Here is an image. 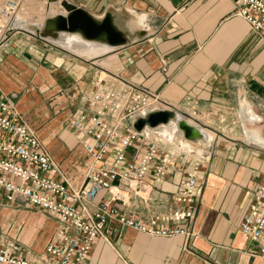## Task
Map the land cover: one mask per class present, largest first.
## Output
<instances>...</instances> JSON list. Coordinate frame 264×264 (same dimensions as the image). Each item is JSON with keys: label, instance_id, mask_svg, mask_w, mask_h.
I'll use <instances>...</instances> for the list:
<instances>
[{"label": "crops", "instance_id": "crops-1", "mask_svg": "<svg viewBox=\"0 0 264 264\" xmlns=\"http://www.w3.org/2000/svg\"><path fill=\"white\" fill-rule=\"evenodd\" d=\"M44 1L54 6L61 0ZM67 1L97 19L110 13L127 44L79 55L19 31L0 46L2 95L52 156L58 180L73 190L84 186L90 157L67 123L84 113L87 92L102 85L145 89L207 135L187 141L173 130L176 123L150 130L168 143L177 133L173 170L153 187L147 205L115 204L147 221L171 207L186 174L196 169L201 198L191 235L154 238L111 224L94 240L86 264H264L250 256L255 244L240 233L264 184L263 36L236 15V0ZM145 146L136 142L132 151L140 154ZM56 227L50 213L0 209V242L15 239L28 259L44 250Z\"/></svg>", "mask_w": 264, "mask_h": 264}, {"label": "built area", "instance_id": "built-area-1", "mask_svg": "<svg viewBox=\"0 0 264 264\" xmlns=\"http://www.w3.org/2000/svg\"><path fill=\"white\" fill-rule=\"evenodd\" d=\"M236 15L264 38V0H236ZM20 1L0 6V46L16 32L12 28ZM86 109L67 123L90 157L84 186L70 189L57 164L0 90V209H35L57 218L44 250L28 259L15 239L0 242V264H86L94 240L104 238L108 225L154 238L189 237L198 212L201 183L196 169L186 174L171 207L152 213L147 221L119 211L134 201L147 205L153 187L170 174L178 153L161 134L138 132L133 122L165 109L156 95L126 85L114 91L102 85L85 95ZM146 144L140 152L134 143ZM132 151V152H131ZM240 233L255 244L250 256L264 260V184L255 191ZM183 224V226H182Z\"/></svg>", "mask_w": 264, "mask_h": 264}, {"label": "water", "instance_id": "water-1", "mask_svg": "<svg viewBox=\"0 0 264 264\" xmlns=\"http://www.w3.org/2000/svg\"><path fill=\"white\" fill-rule=\"evenodd\" d=\"M60 6L65 12L44 20L42 29L35 30V33L25 32L38 40L46 41V38H56L59 34H77L82 40L103 43L114 49L127 44V38L114 23V18L110 13H106L103 18H95L85 9L76 7L67 0H61ZM176 123L180 135L187 141L202 140L199 129L192 123H188L185 118L179 117L175 110L165 108L147 113L144 117H138L133 122L136 131L141 132L146 128L156 129L163 125Z\"/></svg>", "mask_w": 264, "mask_h": 264}, {"label": "bare ground", "instance_id": "bare-ground-1", "mask_svg": "<svg viewBox=\"0 0 264 264\" xmlns=\"http://www.w3.org/2000/svg\"><path fill=\"white\" fill-rule=\"evenodd\" d=\"M50 10H52V9H49V11ZM62 13L64 14L65 12L63 11ZM24 15H26V14H19L18 15V17L16 18V20L13 23V26H12L13 29L19 30V31H25V32L28 31L31 33H35V30L38 28L40 30L42 29V25L44 23L45 15L42 14L41 16H37V17L32 16V19H27V20L24 18ZM71 34H73V33H71ZM71 34H67V33L59 34V37L56 40H51V41H53V43L56 45L57 44L65 45V46L69 45V47H72L71 48L72 51L75 52L76 54H79V55H85V54L92 53V54L98 56L100 54L102 55L103 53L107 52L110 48L103 43H96V42L87 41V40L84 41L77 34H74V35H77V37L74 35L71 37L68 36ZM48 38H50V37H48ZM101 44H102V46H101ZM199 131L201 132L202 136H204L203 138H206V136H207L206 132L204 130L203 131L199 130ZM162 140L164 142H168L164 138H162ZM198 141L199 140H197L196 142H198Z\"/></svg>", "mask_w": 264, "mask_h": 264}, {"label": "rangeland", "instance_id": "rangeland-1", "mask_svg": "<svg viewBox=\"0 0 264 264\" xmlns=\"http://www.w3.org/2000/svg\"><path fill=\"white\" fill-rule=\"evenodd\" d=\"M60 2L61 1H55L54 6H51L48 4L47 1H44V0H24V1L20 2V8H19V11L17 12V15L15 16L14 21L16 20V18L18 17L19 14H26V15H24V18L27 20V19H32V16L37 17V16H41L42 14L45 15V18H46L48 16H53L56 13H62L63 9L60 6ZM48 8L52 9V10L49 11ZM16 32H19V30H16ZM73 35L74 34H71L68 36L71 37ZM74 36L77 37V35H74ZM58 37H59V35L56 36V38H51V37L47 38V41L53 43V41H51V40H56ZM51 45H53L55 48H62L66 52H69V53L72 52V51H69V50H72L71 49L72 47H69V45L68 46L60 45V44L56 45L54 43ZM175 128L177 130L176 126L173 128V130ZM163 129H165V127H160L159 132H161ZM166 129H168V128H166ZM168 131L172 132V130H169V129H168ZM178 144H179V138L177 137V133H176L175 136L173 137V141L171 143V146L174 149H178L179 148Z\"/></svg>", "mask_w": 264, "mask_h": 264}]
</instances>
